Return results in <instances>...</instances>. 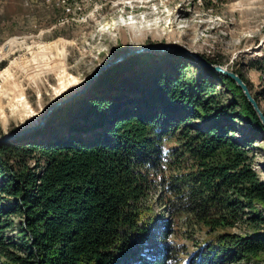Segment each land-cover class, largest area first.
Returning <instances> with one entry per match:
<instances>
[{
    "label": "trees",
    "instance_id": "16d2710c",
    "mask_svg": "<svg viewBox=\"0 0 264 264\" xmlns=\"http://www.w3.org/2000/svg\"><path fill=\"white\" fill-rule=\"evenodd\" d=\"M171 56L173 73H166L162 62L143 57L138 65L145 85L136 88L142 79L135 76V90L125 102L99 99L97 90L74 101L84 113L96 115L93 123L99 132L0 144V157L10 153L41 161L15 177L0 179V195L15 199L7 211L0 206V256L6 258L0 264L126 263L137 254L129 252L130 247L141 245L154 225L153 216L141 217L147 210L135 204L149 183L148 172L170 154L163 150L166 140H178L181 154L194 160V169L167 181L171 208L208 234L184 264H259L252 260L264 254V231L239 235L224 229L238 221L252 228L264 226V214L256 210V204L264 206V181L249 156L250 139L264 136V126L233 79L206 72L211 79H221L234 97L222 105L212 81L183 73L185 58ZM141 57L125 63L134 64ZM72 106L61 111L67 113ZM238 114L251 124L250 139L230 135ZM193 120L204 122L190 124ZM5 165L0 160L1 175ZM9 212L23 218L19 242L5 243L2 237ZM159 224L164 235L167 226ZM10 246L24 251L28 259L3 251ZM163 256H157L155 264L164 261Z\"/></svg>",
    "mask_w": 264,
    "mask_h": 264
},
{
    "label": "rangeland",
    "instance_id": "374dc122",
    "mask_svg": "<svg viewBox=\"0 0 264 264\" xmlns=\"http://www.w3.org/2000/svg\"><path fill=\"white\" fill-rule=\"evenodd\" d=\"M140 20L145 22L140 25ZM172 46L184 47L192 55L202 56L238 75L264 116V0H0V136L32 124L50 103L79 89L99 65L108 64L77 98L97 90L94 95L99 99L118 98L125 102L135 90V76H141L143 81L138 64L146 55L150 56L148 62H162L166 73L175 72L171 55H180L187 65V69L180 71L188 76H206L215 84L214 96L222 105L234 100L223 81L211 79L207 73L225 75L202 65L192 55L172 50ZM134 56L142 57L134 64L125 63ZM141 82L135 87L145 85ZM74 101L67 113L26 140H56L67 134L88 137L99 132L93 123L96 115L84 113ZM244 118L238 114L231 123L234 131L230 135L236 139L252 137L251 124ZM163 150L170 154L148 172L149 183L144 185V193L135 204L149 211L141 217L151 214L154 225L141 245L130 247L129 252L137 254L128 257L124 264H155L161 253L164 261L159 264H184L208 239L204 228L176 216L168 201L170 176H181L194 169V160L181 154L178 140H166ZM249 156L264 181L263 135L250 139ZM0 160L6 163L1 181L41 163L37 156L10 153ZM177 165L179 169L174 170ZM14 201L11 195H0L4 211ZM256 210L264 214V206L256 204ZM251 214H242L243 219ZM7 219L9 227L2 232L4 242H19L17 231L22 216L9 212ZM161 222L168 229L164 235L159 228ZM255 230L261 233L264 226L252 228L247 222L238 221L234 227L224 229L239 235ZM131 241L135 243L136 238ZM3 251L27 258L24 251L11 246ZM5 259L0 256L1 262ZM252 261L264 264V254Z\"/></svg>",
    "mask_w": 264,
    "mask_h": 264
},
{
    "label": "water",
    "instance_id": "95a60500",
    "mask_svg": "<svg viewBox=\"0 0 264 264\" xmlns=\"http://www.w3.org/2000/svg\"><path fill=\"white\" fill-rule=\"evenodd\" d=\"M170 48H172L173 50L181 51L183 53H187L189 55H192L184 47L172 46ZM140 50H142V49H139L137 51H140ZM193 57L196 58L197 61H199L202 65L210 68L214 72L221 73V74L235 80L237 85L240 88H242V90H243L246 98L248 99V101L253 106L258 118L261 120L262 123H264L263 114L259 111L260 109L258 108L256 102L250 96L246 85L242 82V80L239 78L238 75H236L232 72H229L228 70L223 69L219 65H213L212 63L206 61L202 56L193 55ZM104 66H105V64L99 65L91 73V75L88 77V79L85 81L84 85L80 89L74 91L68 97H66L60 101H55V102L50 103L44 109V111L41 113L40 118L36 123L31 124V125H27L25 127H18L16 129L12 130L11 132L5 133L4 135L0 136V144L10 145V144H13V143L21 141V140L33 138L36 134L41 132L46 125H48L51 121H53L57 117H59L63 113L61 110H63L64 107L72 105L73 101L76 100L77 96L80 95L82 92H84L87 88H89V86L94 82L95 78L99 75V73L104 68ZM59 111H61V112H59Z\"/></svg>",
    "mask_w": 264,
    "mask_h": 264
},
{
    "label": "bare ground",
    "instance_id": "6f19581e",
    "mask_svg": "<svg viewBox=\"0 0 264 264\" xmlns=\"http://www.w3.org/2000/svg\"><path fill=\"white\" fill-rule=\"evenodd\" d=\"M139 22H140L139 24L141 25V24L144 23L145 21H141V20H140ZM132 23H135V22H131V24H132ZM176 47H180V46H176ZM171 49H172V48H171ZM172 50H173V49H172ZM176 51H177V50H176ZM187 51H188V50H187ZM188 52H189V51H188ZM189 53H190V52H189ZM193 55H194V54H193ZM193 55H192V56H193ZM195 56H196V55H195ZM195 59H196V58H195ZM106 65H108V64H106ZM106 65L104 66V68L106 67ZM104 68H103V69H104ZM103 69H102V70H103ZM83 85H84V84H83ZM83 85H82V86H83ZM82 86H81V87H82ZM81 87H80V88H81ZM80 88H79V89H80ZM77 90H78V89H77ZM72 93H73V92H72ZM72 93H70V94H72ZM70 94H69V95H70ZM69 95H67V96H65V97H63V98H61V99H59V100H57V101H60V100H62V99H64V98L68 97ZM54 102H55V101H54ZM40 115H41V114H40ZM39 118H40V116H39ZM39 118L36 119L32 124L36 123V122L39 120ZM29 125H31V124H29ZM26 126H27V125H26ZM20 127H25V126H20Z\"/></svg>",
    "mask_w": 264,
    "mask_h": 264
}]
</instances>
